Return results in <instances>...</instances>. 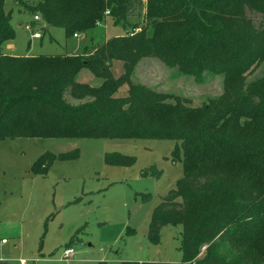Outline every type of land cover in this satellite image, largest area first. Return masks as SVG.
Listing matches in <instances>:
<instances>
[{
	"label": "trees",
	"instance_id": "16d2710c",
	"mask_svg": "<svg viewBox=\"0 0 264 264\" xmlns=\"http://www.w3.org/2000/svg\"><path fill=\"white\" fill-rule=\"evenodd\" d=\"M133 2L39 0L27 5L17 0L16 5L37 11L45 25L60 27L70 37L92 29L106 10L114 22L137 14ZM4 5L0 0V140H175L172 159H180L183 176L152 211L147 235L157 244L162 225H181L182 260L118 264H242L244 255L256 253L264 261V75L245 83L246 72L264 60V0H145L144 23L138 29L133 24L123 36L109 38L90 53L82 48L75 55L34 56L6 51L14 32ZM247 11L261 19L254 22ZM145 57L157 58L196 81L205 71L222 75L223 91L193 107L185 98L138 86L130 74ZM115 59L123 65L119 77L110 71V60ZM82 68L103 77L102 84L93 88L78 82ZM121 83L128 85L125 97L114 93ZM65 90L73 98L88 99L70 104L63 98ZM60 155L76 157L78 150ZM54 157L46 152L32 170L44 173ZM111 157L108 162H129ZM152 169L154 176L160 175ZM216 238L239 249L234 262L217 255ZM205 245L208 252L199 260Z\"/></svg>",
	"mask_w": 264,
	"mask_h": 264
},
{
	"label": "rangeland",
	"instance_id": "374dc122",
	"mask_svg": "<svg viewBox=\"0 0 264 264\" xmlns=\"http://www.w3.org/2000/svg\"><path fill=\"white\" fill-rule=\"evenodd\" d=\"M22 1L33 5L39 0ZM144 4L145 0H134L132 7L137 14H130L120 22H114L104 12L92 29L79 32L76 37H66L62 28L45 25L37 11L21 9L11 0H5L14 32L10 53L75 55L82 48L90 53L109 38L123 36L133 24L138 29L144 23ZM247 15L254 22L261 19L256 12L247 11ZM35 31L40 32V38L31 37ZM110 71L119 77L123 72L122 61L110 60ZM263 75L264 60L246 72L245 83ZM76 80L97 88L103 77L82 68ZM130 80L156 92L185 98L193 107L201 106L223 91L222 75L205 71L202 80L196 81L193 76L176 67H167L154 57L142 58L133 68ZM114 93L125 97L127 83H121ZM63 98L73 105L88 99L73 98L68 90ZM174 145L175 140L159 138L1 139L0 264H20V259L26 264L179 263L182 260L181 225H162L157 244L151 243L147 235L152 211L183 176L180 159H172ZM74 149L78 150L76 157H61V153ZM46 152L55 157L47 162L44 173H35L33 164ZM109 155L111 158L123 156L129 162H108ZM152 167L160 171L159 176L153 175ZM146 196L148 199H144ZM215 241L217 255L234 262L239 249L225 238ZM64 248L73 250L69 258L63 257ZM207 249V245L200 249L199 260L207 254ZM258 255H244L242 264H264ZM253 257L258 258L256 263L250 261Z\"/></svg>",
	"mask_w": 264,
	"mask_h": 264
},
{
	"label": "built area",
	"instance_id": "2783aa9c",
	"mask_svg": "<svg viewBox=\"0 0 264 264\" xmlns=\"http://www.w3.org/2000/svg\"><path fill=\"white\" fill-rule=\"evenodd\" d=\"M105 14H108V10L105 11ZM33 17H34V19H38V16H36V15H34ZM26 28L29 29V26H26ZM73 36L76 37L77 34H74ZM31 37L32 38H40L41 34H40L39 31H35V32H32ZM2 241L4 242V239ZM72 252H73V250L71 248H64L63 257L64 258H69V256L71 255ZM19 263L20 264H26V261L24 259H20Z\"/></svg>",
	"mask_w": 264,
	"mask_h": 264
},
{
	"label": "crops",
	"instance_id": "0c3cea01",
	"mask_svg": "<svg viewBox=\"0 0 264 264\" xmlns=\"http://www.w3.org/2000/svg\"><path fill=\"white\" fill-rule=\"evenodd\" d=\"M13 48V45L11 44V42L7 43L6 46H5V49L7 50V52L11 55H13L12 53H10V50ZM3 239H1L2 241ZM2 243H5L2 241Z\"/></svg>",
	"mask_w": 264,
	"mask_h": 264
},
{
	"label": "water",
	"instance_id": "95a60500",
	"mask_svg": "<svg viewBox=\"0 0 264 264\" xmlns=\"http://www.w3.org/2000/svg\"><path fill=\"white\" fill-rule=\"evenodd\" d=\"M14 4H17V0H11Z\"/></svg>",
	"mask_w": 264,
	"mask_h": 264
}]
</instances>
